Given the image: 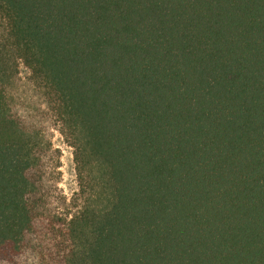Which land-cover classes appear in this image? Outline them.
Here are the masks:
<instances>
[{
    "label": "trees",
    "instance_id": "obj_1",
    "mask_svg": "<svg viewBox=\"0 0 264 264\" xmlns=\"http://www.w3.org/2000/svg\"><path fill=\"white\" fill-rule=\"evenodd\" d=\"M19 64L86 180L72 215ZM0 264H264V0H0Z\"/></svg>",
    "mask_w": 264,
    "mask_h": 264
},
{
    "label": "rangeland",
    "instance_id": "obj_2",
    "mask_svg": "<svg viewBox=\"0 0 264 264\" xmlns=\"http://www.w3.org/2000/svg\"><path fill=\"white\" fill-rule=\"evenodd\" d=\"M11 94L19 109L25 111L28 120L41 132L49 160V181H54V209L63 215H72L75 205L85 196L88 189L85 178L78 177L74 152L69 141L55 128L49 111L39 93L30 82L29 71L18 65ZM81 178V179H80Z\"/></svg>",
    "mask_w": 264,
    "mask_h": 264
}]
</instances>
